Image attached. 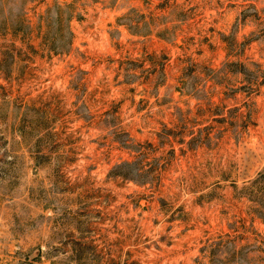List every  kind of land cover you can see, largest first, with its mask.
Wrapping results in <instances>:
<instances>
[{"label": "rangeland", "instance_id": "374dc122", "mask_svg": "<svg viewBox=\"0 0 264 264\" xmlns=\"http://www.w3.org/2000/svg\"><path fill=\"white\" fill-rule=\"evenodd\" d=\"M0 264H264V0H0Z\"/></svg>", "mask_w": 264, "mask_h": 264}, {"label": "trees", "instance_id": "16d2710c", "mask_svg": "<svg viewBox=\"0 0 264 264\" xmlns=\"http://www.w3.org/2000/svg\"><path fill=\"white\" fill-rule=\"evenodd\" d=\"M132 163H129V162H122V163H120V164H118L116 167H115V170H120L123 166H130ZM120 176H121V178H123V179H131V178H129V176H127V174H123V173H121L120 174Z\"/></svg>", "mask_w": 264, "mask_h": 264}]
</instances>
